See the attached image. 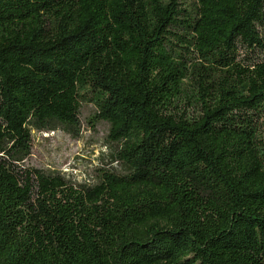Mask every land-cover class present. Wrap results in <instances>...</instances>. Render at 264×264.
I'll return each instance as SVG.
<instances>
[{
    "label": "trees",
    "instance_id": "trees-1",
    "mask_svg": "<svg viewBox=\"0 0 264 264\" xmlns=\"http://www.w3.org/2000/svg\"><path fill=\"white\" fill-rule=\"evenodd\" d=\"M83 103L97 181L27 165ZM0 264H264V0H0Z\"/></svg>",
    "mask_w": 264,
    "mask_h": 264
},
{
    "label": "rangeland",
    "instance_id": "rangeland-1",
    "mask_svg": "<svg viewBox=\"0 0 264 264\" xmlns=\"http://www.w3.org/2000/svg\"><path fill=\"white\" fill-rule=\"evenodd\" d=\"M95 108L83 103L79 118V136H73L61 127L53 131L33 132L32 154L26 164L53 172H60L75 183H94L99 169L109 167L110 146L107 141L109 125L98 123L93 128L89 117Z\"/></svg>",
    "mask_w": 264,
    "mask_h": 264
}]
</instances>
